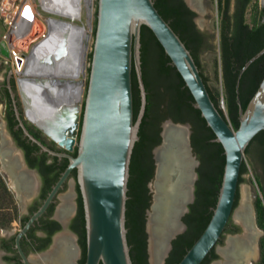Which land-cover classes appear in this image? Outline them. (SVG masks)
Segmentation results:
<instances>
[{
    "label": "water",
    "instance_id": "obj_1",
    "mask_svg": "<svg viewBox=\"0 0 264 264\" xmlns=\"http://www.w3.org/2000/svg\"><path fill=\"white\" fill-rule=\"evenodd\" d=\"M184 1L196 12L195 23L203 32L201 0ZM259 2L264 8V0ZM63 17H49L51 30L45 40L51 37L54 24L62 27L57 36L59 40L44 48L43 62L36 65V70L42 67V71L33 75H30L29 71L26 72V76L19 80L18 87L28 117L39 123L43 121L48 126L50 121L54 120L51 119L50 111L57 109L60 115L67 113L69 110L65 101L76 93L78 85L85 84V80H80L77 73L71 75L62 72L67 64L64 57L69 54L67 37L71 41L74 33L84 29L83 25L74 23L73 19ZM248 17H251V13ZM96 18L80 139L76 140L75 127L69 131L66 129L65 118H61L56 134L60 145L73 150L76 144L78 153L76 156H69L68 167L27 227L46 209L57 189L72 169L77 167L85 214V264H134L127 236L126 211L130 164L147 106L141 59L144 24L153 31L169 56L171 64L176 67L189 88L195 100L194 106L200 110L207 125L216 135L213 140L220 142L224 149L223 178L212 216L204 231L177 263L201 264L217 245L230 219L235 216V200L240 189V173L245 151L254 137L264 130V77L246 108L240 96L241 76L253 61L264 54V47L239 69L235 83L239 127L235 129L212 99L191 50L159 12L154 0H97ZM45 40L35 47L31 57ZM200 60L202 69L208 76L206 51L201 53ZM133 69L140 90V108L136 119ZM12 74L11 70L9 76ZM25 78L31 83L32 92H22ZM9 87L11 96L15 99V92L11 85ZM66 89L69 91L67 97L61 99ZM166 123L184 126L187 130L186 148L192 161L190 168L185 170V177L182 178L189 177V184L186 183L181 188L183 180L179 182L177 167L170 170L169 157L162 155L161 151L164 150L166 142ZM23 126L29 133L24 124ZM190 128V123L184 125L171 118L167 119L162 124V142L153 149L156 167L154 177L148 184L152 199L146 212L150 264H165L173 248V239L187 229L183 216L189 211V204L196 197L198 172L195 166L200 163L193 155ZM180 191L185 195L184 200ZM173 221L176 222V227H173ZM156 244L162 245L157 262L152 253ZM25 263H28L26 257Z\"/></svg>",
    "mask_w": 264,
    "mask_h": 264
},
{
    "label": "trees",
    "instance_id": "obj_2",
    "mask_svg": "<svg viewBox=\"0 0 264 264\" xmlns=\"http://www.w3.org/2000/svg\"><path fill=\"white\" fill-rule=\"evenodd\" d=\"M162 16L180 35L191 50L201 74L207 84L215 104L222 114L239 127L238 104L236 102L235 83L239 69L255 53L264 47V8L259 0H218L220 18L218 21L219 54L216 68H221L224 98L227 113L220 105L221 93L209 85L208 76L202 70L200 55L212 48L208 35L201 32L195 23L196 12L184 0H154ZM232 5L234 9L232 10ZM251 13V17H248ZM97 14V8L95 16ZM97 19L94 22L95 36ZM142 68L147 90V106L130 164V179L127 200L128 242L134 264H150L148 253V233L146 230L147 209L151 205L152 194L149 182L154 177L155 160L153 149L162 141V122L171 117L176 122H189L192 125L191 141L195 153L200 159L197 167L199 177L196 181L195 200L189 204V211L183 216L187 229L173 239V248L165 264H177L207 226L216 205L222 183L225 154L213 130L207 125L198 108L194 106V97L169 56L156 38L153 31L142 25ZM92 51L89 53L91 62ZM90 71V67H89ZM264 77V54L253 61L243 72L240 79V96L244 108L257 90ZM88 85V81H87ZM133 95L135 119L140 108V90L133 69ZM245 153L261 167L257 182L264 192V130L260 131L247 147ZM248 172V163L244 159L241 166L240 183ZM239 191L235 206L239 201ZM256 219L264 231V196L255 199ZM17 212L14 194L0 171V226L10 223ZM233 227H237L232 224ZM85 240V231H84ZM85 264L86 241H84ZM264 262V234L260 241ZM214 249V248H213ZM217 255L215 254L214 257ZM208 256L201 264H208Z\"/></svg>",
    "mask_w": 264,
    "mask_h": 264
},
{
    "label": "flooded vegetation",
    "instance_id": "obj_3",
    "mask_svg": "<svg viewBox=\"0 0 264 264\" xmlns=\"http://www.w3.org/2000/svg\"><path fill=\"white\" fill-rule=\"evenodd\" d=\"M263 19L264 16L262 22ZM10 85L15 92V99L11 96ZM18 87L19 81L14 73L0 81V117L7 130V134L0 130V171L14 194L17 206L10 223L0 226V264H26L25 257L27 264H56L61 254L70 255L71 250L72 263L82 264L86 228L77 167L72 169L57 189L46 209L28 227L27 224L59 182L70 163L69 156L78 153L76 144L73 150L60 145L56 134L61 118H65L66 129L69 131L75 127L76 140L80 139L87 87L83 92L80 114L74 117L68 111L60 115L56 109L54 114L51 113V119L54 120L50 121L49 126L28 117ZM22 92L28 93L25 90ZM66 92L63 94L66 95ZM193 151L195 153L194 148ZM232 224L236 225L231 218L217 245L209 253L208 264L224 259L220 250L227 243L221 246L224 238L230 233L238 235L241 230L238 225L233 227ZM259 252L256 264H264L261 246Z\"/></svg>",
    "mask_w": 264,
    "mask_h": 264
},
{
    "label": "bare ground",
    "instance_id": "obj_4",
    "mask_svg": "<svg viewBox=\"0 0 264 264\" xmlns=\"http://www.w3.org/2000/svg\"><path fill=\"white\" fill-rule=\"evenodd\" d=\"M49 3H53V6L55 4L59 5H66L67 3H73L72 10L74 13H72L75 17V20L80 19L82 17V9H83V0H47ZM46 0H42L43 5L45 9L49 12L54 13L52 10H48L46 7L47 5ZM92 1L93 0H86V3L89 7V9L92 11ZM81 2V3H80ZM48 6V5H47ZM57 7V6H56ZM75 9V11H74ZM67 10V9H66ZM59 12V11H58ZM65 12V11H64ZM202 12V10H201ZM60 13V12H59ZM68 13V12H67ZM56 14V13H55ZM59 15V14H57ZM61 16V15H60ZM72 19V18H71ZM62 27H59V25L54 24L51 37L44 41V43L38 47L36 50V53L30 58H28V66L24 69L25 73L30 72V75L36 74L38 71H42V67H40L38 70L36 65L40 63V65L43 62L44 58V48L50 47L51 44L54 41H57V36L61 33ZM76 33L81 34L80 40L78 44L76 43ZM75 35V57L74 53L71 51V43H69V39L67 37V44H68V60L67 57H64V60L66 59V68L64 70L62 69V72L65 74H76L79 78L81 72L85 71L86 67V51L88 48L87 43H84V38L89 40L90 34L86 31V29H83L81 32H76ZM73 36H71V40L73 39ZM73 43V42H72ZM74 45V43H73ZM16 46V45H15ZM42 60V61H41ZM41 61V62H40ZM68 68V70H67ZM66 69V70H65ZM26 82L23 84V90L32 92L31 83L28 81L27 78H25ZM84 85L80 84L77 86L76 93L72 94V97L65 101V104L68 106V110L73 114L74 117H76L82 108V101H83V92H84ZM66 92V91H65ZM66 95L68 92L65 93ZM66 95H61V99L67 97ZM50 113L54 114V111H50ZM186 134L187 130L184 126H174L172 124H165V146L164 150L162 151V155H166L167 158L169 157V169H178L177 174L179 176V182H182L181 187H184L186 183L189 184L188 178L182 179L185 177V170L190 168V163L192 161V158H190L187 148H186ZM172 145V146H171ZM172 147L169 149V147ZM165 153V154H164ZM181 198H185V195L183 192L180 191ZM235 219L242 225L244 228V232L242 234H238L235 236H230L227 240V243L224 247H222L221 253L224 256V259L214 263V264H247L252 258L256 256V248H255V232L252 229V222H251V214L250 211L245 203V201L242 202L241 206L236 208L235 210ZM173 227H176V222L173 221ZM156 226H154L155 229ZM153 227L152 231L155 233ZM72 244V243H71ZM61 246V245H60ZM72 246H70L71 248ZM162 249L161 244H156L155 249L153 247V256L156 259V262L158 261L160 252ZM60 257V256H59ZM73 250H71L70 255H66V253L61 254V257L56 261V264H73Z\"/></svg>",
    "mask_w": 264,
    "mask_h": 264
},
{
    "label": "rangeland",
    "instance_id": "obj_5",
    "mask_svg": "<svg viewBox=\"0 0 264 264\" xmlns=\"http://www.w3.org/2000/svg\"><path fill=\"white\" fill-rule=\"evenodd\" d=\"M37 4H39V0L36 1ZM234 3V0H233ZM97 8V0L92 1V11L89 9L86 0H83V9H82V17L80 19L74 20L73 22L76 24H80L84 26V29L90 34L89 40L84 38V43L88 45L87 51H86V67H85V74L84 72H81L79 79L85 80V88L87 87V81L89 76V67H90V60H89V53L92 51L93 48V42H94V21H95V12ZM232 10L234 9V5H232ZM201 10H202V22H203V32L208 35V38L210 39L212 48L210 50H206V60H207V69H208V79H209V85L214 90H219L221 93L220 96V105L223 108V110L227 113V107L225 103L224 98V88L222 83V77H221V68H216V57L219 54V37H218V21L220 18V11L218 7V0H201ZM45 16H53V17H59L60 15H57L52 12H45ZM64 19H68L63 17ZM31 41V40H30ZM27 42L23 43L22 47L23 50L30 51L31 46L34 45V42ZM19 49H22L19 45ZM0 52L4 56H8L10 54V51L8 49V45L1 41L0 42ZM12 69L11 65H8L5 63V61L2 60L0 63V81L4 80L6 75H9L10 71ZM1 110V105H0ZM80 114V112H79ZM1 115V114H0ZM183 123V122H182ZM189 122L184 123L186 125ZM191 124V123H190ZM0 130L4 134H7L6 127L4 126V122L0 117ZM190 130H192V125ZM193 155L196 156V154L193 151ZM196 159L198 157L196 156ZM246 162L248 163V172L244 174V181L240 184L239 189V201L237 204V207H240L242 202L245 201L250 214H251V222H252V229L255 232V248H256V256L252 258L247 264H256V262L259 259L260 252V238L262 237L264 231L258 226L257 219H256V209H255V199L258 195L264 196L263 190H261L259 183L257 182V176L261 173V167L258 165V163H254L252 159L250 158V155L245 153ZM199 165L195 166V170H197V167ZM236 210V209H235ZM232 222L235 223L240 227L239 234H242L244 232V228L238 221L235 219V216L232 217ZM1 234V231H0ZM235 235V234H227L224 238V243L221 245H225L226 241L228 240V237Z\"/></svg>",
    "mask_w": 264,
    "mask_h": 264
},
{
    "label": "built area",
    "instance_id": "obj_6",
    "mask_svg": "<svg viewBox=\"0 0 264 264\" xmlns=\"http://www.w3.org/2000/svg\"><path fill=\"white\" fill-rule=\"evenodd\" d=\"M0 0V42L8 45L10 54L0 52V63L11 65L18 81L24 78L28 58L35 47L45 40L51 30L48 12L42 0ZM31 40V41H30ZM34 42L31 50H23V43ZM16 45V46H15ZM19 45L22 49H19Z\"/></svg>",
    "mask_w": 264,
    "mask_h": 264
},
{
    "label": "crops",
    "instance_id": "obj_7",
    "mask_svg": "<svg viewBox=\"0 0 264 264\" xmlns=\"http://www.w3.org/2000/svg\"><path fill=\"white\" fill-rule=\"evenodd\" d=\"M47 1V0H46ZM53 2H54V0H53ZM81 3V2H80ZM48 5V6H47ZM47 5H46V7H48L47 9L48 10H52L54 13H56V14H60V15H62V16H64V17H68V18H72L73 20H75V17H73L74 15L72 14V13H74L73 12V8H72V6L71 5H73V3H67L66 5H64V6H62V5H59V4H55L54 6H53V3H49L48 1H47ZM57 6V7H56ZM67 9V10H66ZM60 13H59V12ZM65 11V12H64ZM74 11H75V9H74ZM68 12V13H67ZM75 34V33H74ZM76 43L78 44V42H79V40H80V37H81V34H78V33H76ZM79 39V40H78ZM74 43V45H73V43ZM69 43H71L70 45H72L71 46V51L74 53L73 55H74V57H75V37L73 36V39L71 40V41H69ZM64 70V69H63ZM66 70V69H65ZM67 70H68V68H67Z\"/></svg>",
    "mask_w": 264,
    "mask_h": 264
}]
</instances>
